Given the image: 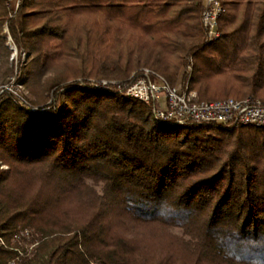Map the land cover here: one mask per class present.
I'll list each match as a JSON object with an SVG mask.
<instances>
[{"label":"trees","instance_id":"obj_1","mask_svg":"<svg viewBox=\"0 0 264 264\" xmlns=\"http://www.w3.org/2000/svg\"><path fill=\"white\" fill-rule=\"evenodd\" d=\"M220 2L219 37L207 41L202 0H22L11 17L0 0V55H10L5 27L31 55L32 103L51 100L32 113L0 95V264H149V243L166 236L193 264H264V128L169 126L124 95L131 73L148 68L187 81L200 101L264 102V0ZM81 12L158 49L86 62L82 38L60 22Z\"/></svg>","mask_w":264,"mask_h":264},{"label":"built area","instance_id":"obj_2","mask_svg":"<svg viewBox=\"0 0 264 264\" xmlns=\"http://www.w3.org/2000/svg\"><path fill=\"white\" fill-rule=\"evenodd\" d=\"M10 9L9 17L17 12L22 0H4ZM203 10L201 24L206 33L207 41L219 37L218 19L222 13L220 0H202ZM7 39L11 41L10 37ZM15 52V50H14ZM13 56H11L12 58ZM139 71V72H138ZM134 72L129 78V84L124 90L126 97L136 99L147 105L153 119L169 126H187L192 124L218 125L226 129L238 126L264 128V102L246 97L242 99L227 98L218 101H200L188 82L181 85H171L160 74L142 68ZM191 69L187 67V75ZM115 82H100V88L114 86ZM1 92L12 94L28 111L38 112V107L31 106L22 95L20 87L6 86ZM25 231L20 237L27 236ZM17 239L19 236H15ZM0 246H4L0 238ZM33 245L29 246L31 249Z\"/></svg>","mask_w":264,"mask_h":264},{"label":"rangeland","instance_id":"obj_3","mask_svg":"<svg viewBox=\"0 0 264 264\" xmlns=\"http://www.w3.org/2000/svg\"><path fill=\"white\" fill-rule=\"evenodd\" d=\"M10 9H12V6ZM60 22L70 34L82 38L80 52L83 53L84 61L86 62L89 60L92 54L95 53L97 55L101 54V57L104 58L107 57L128 60L132 59L140 52L147 53L150 51H156L158 49V46L154 44L155 41L142 34L139 30L130 28L121 21L108 22L103 13L81 12L61 14ZM3 35L8 36L5 27L3 28ZM85 36L87 39H84ZM5 40V46L10 52V55L6 61L0 55V95L3 93L1 90H3L6 86L20 87L22 95L26 101L29 104L36 106L32 103L33 97L29 94L25 86L26 75L24 70L28 68L27 64L31 60V55L26 52H21L18 54L12 39L9 41L6 37ZM11 56L13 57L11 58ZM77 60V58H72L70 60L68 59L63 61L61 64L56 66L55 71L69 70L74 65L78 64ZM133 73H131V75ZM50 102L51 100L49 97L46 103L37 105V107L44 108L50 104ZM172 129L175 130L176 128ZM2 168L4 169L5 167L2 166ZM169 233L174 237H181L184 240L188 239V237L183 235V229L180 227L171 228ZM169 240L173 244H171ZM149 251L151 252L152 256H155L152 260L151 258L143 260L149 264L194 263L188 252L179 249L178 245L174 244L173 239L168 238L167 236L150 242Z\"/></svg>","mask_w":264,"mask_h":264},{"label":"water","instance_id":"obj_4","mask_svg":"<svg viewBox=\"0 0 264 264\" xmlns=\"http://www.w3.org/2000/svg\"><path fill=\"white\" fill-rule=\"evenodd\" d=\"M31 105V104H30ZM31 106H33V105H31ZM33 107H37V106H33ZM39 108V107H38ZM42 108V107H41ZM41 108H39L41 111H43V109H41Z\"/></svg>","mask_w":264,"mask_h":264}]
</instances>
